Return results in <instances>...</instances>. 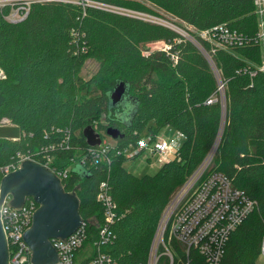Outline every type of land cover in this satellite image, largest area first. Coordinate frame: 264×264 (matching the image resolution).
<instances>
[{"label":"trees","instance_id":"trees-1","mask_svg":"<svg viewBox=\"0 0 264 264\" xmlns=\"http://www.w3.org/2000/svg\"><path fill=\"white\" fill-rule=\"evenodd\" d=\"M103 1L150 11L137 0ZM147 1L199 30L227 23L250 41L216 44L212 52L207 40L196 37L208 57L164 24L99 8L83 11L76 4L36 2L27 18L12 22L6 17L10 7H0V181L1 167L12 156L60 141L69 130L71 146L53 153L52 166L70 169L65 189L79 197L89 242L103 222L97 195L100 183L107 181L117 206L115 237L104 250L110 264H140L148 258L171 198L216 146L209 171L224 173L257 202L232 231L220 264H264V72L257 68L264 51L256 39L260 17L255 0ZM159 41L169 48L150 46ZM89 57L100 67L85 81L80 72ZM119 81L139 100L131 126L122 123V106L109 108L108 94ZM91 84L97 94H89ZM212 96L217 100L207 103ZM88 125L101 139L109 126L120 128L124 137L115 142L122 151L142 136L154 138L165 126L180 133L183 142L177 158L154 174L129 171L123 152H113L109 164L82 165L79 159L90 147L83 135Z\"/></svg>","mask_w":264,"mask_h":264},{"label":"built area","instance_id":"built-area-1","mask_svg":"<svg viewBox=\"0 0 264 264\" xmlns=\"http://www.w3.org/2000/svg\"><path fill=\"white\" fill-rule=\"evenodd\" d=\"M36 2L76 4L80 5L83 11L88 7H94L162 24L147 12L106 3L103 0H0V7L9 6L7 19L19 22L27 18L31 5ZM255 4L260 17V28L256 39L260 41L264 51V0H255ZM199 37L210 43L212 52H215L217 45L241 46L250 41L247 35L227 23L201 29ZM191 40L198 42L195 37H191ZM158 47L164 50L169 48L165 44ZM173 58L177 61V56ZM257 68L264 72V58ZM218 91L223 97L224 83L221 80H219ZM216 100L217 97L212 96L207 103H213ZM104 134L105 137L101 139L100 144L87 148L86 153L79 159V163L82 165L109 164L113 152H123L126 155L129 147H133L134 156H139L143 152L157 155L160 165L178 156V147L169 143L161 135H156L154 138L150 135L142 136L137 145L129 146L122 151L117 147L115 139L110 136L108 138L106 131ZM70 146L71 132L67 130L60 141L51 142L32 152H19L12 156L9 162L1 167L3 176L20 168L25 160L30 159L53 171L60 178L65 189L64 180L68 178L70 169L53 167V153L57 149H69ZM215 149L216 146L210 150L202 163L171 198L152 239L148 258L146 262L140 264H220L232 231L243 223L255 209L257 202L243 189L236 187L224 173L209 171ZM97 199L104 210V218L97 238L89 242L88 222L84 220L69 236L51 238L50 241L57 251L58 258L54 264H110L112 261L110 254L104 248L115 237L112 224L116 219L117 205L112 198L107 181L100 183ZM10 200V196L6 197V202H3L0 208L8 245L9 264H34L33 253L25 241L24 234L31 227L33 215L39 204L29 197L21 207H13ZM261 257L264 262V239Z\"/></svg>","mask_w":264,"mask_h":264},{"label":"water","instance_id":"water-1","mask_svg":"<svg viewBox=\"0 0 264 264\" xmlns=\"http://www.w3.org/2000/svg\"><path fill=\"white\" fill-rule=\"evenodd\" d=\"M203 52L199 42H194ZM163 45V42L153 43V47ZM208 56V54H206ZM209 57V56H208ZM109 108L123 107L122 123L131 126L132 119L139 105V100L129 95V85L125 81L115 84L108 94ZM106 134L113 139L123 138L120 128L109 126ZM90 146L101 142L100 133L92 125L83 129ZM10 196L13 207H21L27 198H33L39 207L33 215L31 227L24 234L25 241L32 250L34 264H54L57 261V251L50 239L67 237L81 225L80 200L75 191H66L60 178L45 165L25 160L22 166L6 175L0 181V208L6 197ZM0 264H9L8 245L2 225L0 209Z\"/></svg>","mask_w":264,"mask_h":264},{"label":"rangeland","instance_id":"rangeland-1","mask_svg":"<svg viewBox=\"0 0 264 264\" xmlns=\"http://www.w3.org/2000/svg\"><path fill=\"white\" fill-rule=\"evenodd\" d=\"M137 1H140L141 3L145 4L150 8V11H148L147 13L151 14L155 20L162 22V24L174 29L175 31L181 33L183 36H186L189 39H191V37L192 38L199 37V29L194 25H191L190 23L178 18L173 13L158 7L157 5L153 4L150 1L147 0H137ZM150 46L153 47V43ZM156 48L159 47L157 46ZM99 67H100V62L94 57H89L87 58L80 72V76L85 81H88L92 76H94L97 73ZM89 90H90L89 94L98 93V90L94 87L93 84L89 85ZM105 118L106 116L103 115L100 118V121L105 123L106 122ZM143 133H146V131H144ZM160 133L164 138L167 139L169 143H171L175 147H179L180 144L183 142V136L180 135L171 126L164 127ZM106 136L110 138L108 135ZM133 151H134L133 147H129L126 150L127 158L125 160V166L129 171L134 172L135 174L138 175L156 173L160 164V162H158L157 155L143 152L139 156H133L134 153ZM260 262L261 263L263 262L262 257L260 259Z\"/></svg>","mask_w":264,"mask_h":264},{"label":"crops","instance_id":"crops-1","mask_svg":"<svg viewBox=\"0 0 264 264\" xmlns=\"http://www.w3.org/2000/svg\"><path fill=\"white\" fill-rule=\"evenodd\" d=\"M3 123H4V124H10V122H8V121H6V122L3 121ZM165 127H166V126H165ZM163 128H164V127H163ZM163 128L160 130V132L163 130ZM158 135H161V133H159ZM161 136H162V135H161ZM133 156H134V155H133ZM160 166H161V165L159 164V167H160ZM159 167H158V169H159Z\"/></svg>","mask_w":264,"mask_h":264}]
</instances>
